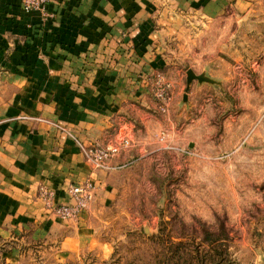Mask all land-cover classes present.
<instances>
[{
  "label": "rangeland",
  "instance_id": "374dc122",
  "mask_svg": "<svg viewBox=\"0 0 264 264\" xmlns=\"http://www.w3.org/2000/svg\"><path fill=\"white\" fill-rule=\"evenodd\" d=\"M155 14L165 64L143 86L150 92L156 74L169 85L166 111H146L153 124L162 121L166 144L156 141L158 127L147 143L140 136L145 148L113 172V196L79 254H62L58 233L15 235L0 238V264H155L173 249L169 241L194 255L207 250L211 233L222 238L228 264H264V0L215 18ZM187 70L213 83L186 87ZM6 93L0 80V100Z\"/></svg>",
  "mask_w": 264,
  "mask_h": 264
},
{
  "label": "crops",
  "instance_id": "0c3cea01",
  "mask_svg": "<svg viewBox=\"0 0 264 264\" xmlns=\"http://www.w3.org/2000/svg\"><path fill=\"white\" fill-rule=\"evenodd\" d=\"M251 1L52 0L53 17L43 19L24 13L20 0H0V80L7 89L0 100V238L58 233L61 253L73 256L88 246L117 169H95L79 144L104 145L132 132L136 146L111 166L141 152L140 136L147 143L151 126L166 144L162 121L153 124L146 113L157 104L143 86L165 64L155 13L215 18ZM136 123L143 127L133 131ZM85 183L94 187L88 209L72 221L56 219L51 207L71 203L69 186Z\"/></svg>",
  "mask_w": 264,
  "mask_h": 264
},
{
  "label": "built area",
  "instance_id": "2783aa9c",
  "mask_svg": "<svg viewBox=\"0 0 264 264\" xmlns=\"http://www.w3.org/2000/svg\"><path fill=\"white\" fill-rule=\"evenodd\" d=\"M52 0H20L21 10L26 14L37 13L43 19H50L53 13L49 7ZM150 93L158 102L157 108L164 113L170 101L169 85L165 82L161 74L154 76L153 82L150 85ZM161 135L160 140L163 141ZM132 137L128 132H120L117 136L106 145L82 147L81 151L85 159L95 168L99 170H114L125 167L126 164L111 166V161L117 158L121 153L132 148ZM93 185L91 183L73 184L69 186L67 193L71 203L60 204L51 207L53 216L61 221L75 220L79 215L86 211L93 199Z\"/></svg>",
  "mask_w": 264,
  "mask_h": 264
},
{
  "label": "trees",
  "instance_id": "16d2710c",
  "mask_svg": "<svg viewBox=\"0 0 264 264\" xmlns=\"http://www.w3.org/2000/svg\"><path fill=\"white\" fill-rule=\"evenodd\" d=\"M159 225V228L162 229L163 222ZM210 237L211 239L206 245L207 250L201 252L197 250L194 255L182 252L180 242L169 241L168 245L173 249L169 252L163 251L155 264H228L229 255L227 249L223 248L222 238L217 233H211Z\"/></svg>",
  "mask_w": 264,
  "mask_h": 264
},
{
  "label": "water",
  "instance_id": "95a60500",
  "mask_svg": "<svg viewBox=\"0 0 264 264\" xmlns=\"http://www.w3.org/2000/svg\"><path fill=\"white\" fill-rule=\"evenodd\" d=\"M192 81H197L198 83H210V84L213 83L212 80L205 77L203 74L196 75L192 72V70H187L186 71V87H188Z\"/></svg>",
  "mask_w": 264,
  "mask_h": 264
}]
</instances>
